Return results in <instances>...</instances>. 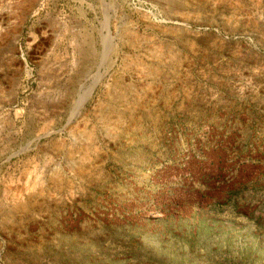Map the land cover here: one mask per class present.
<instances>
[{
	"label": "rangeland",
	"instance_id": "374dc122",
	"mask_svg": "<svg viewBox=\"0 0 264 264\" xmlns=\"http://www.w3.org/2000/svg\"><path fill=\"white\" fill-rule=\"evenodd\" d=\"M0 264H264V0H0Z\"/></svg>",
	"mask_w": 264,
	"mask_h": 264
}]
</instances>
